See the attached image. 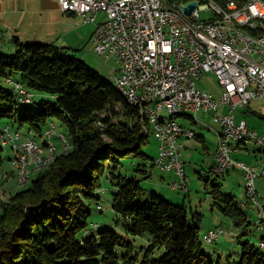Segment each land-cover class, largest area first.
I'll return each mask as SVG.
<instances>
[{"label": "trees", "instance_id": "16d2710c", "mask_svg": "<svg viewBox=\"0 0 264 264\" xmlns=\"http://www.w3.org/2000/svg\"><path fill=\"white\" fill-rule=\"evenodd\" d=\"M214 1L224 8L229 1L238 7L247 2ZM170 2L178 5L181 0ZM246 30L252 36L264 35V19L258 20L254 29ZM15 45L13 55L0 53V81L16 80L27 91L48 95L55 101L41 103L36 111L22 110L15 95L0 85V136L9 125L23 138L29 133L40 137L52 122L64 128L59 133L65 135L70 148L65 152V145L60 150L55 145L52 162L36 168L30 186L0 202V264H264L261 248L243 239L251 226L248 215L231 197L223 195L215 182L214 205L239 231L238 260L230 255L225 262L220 257L216 261L209 259L202 252L201 216L189 218L191 214L185 206L168 202L156 193L147 195L142 183L148 179L146 175L155 159L142 151L148 140V124L113 82L70 55L71 49L52 42L23 43L19 39H15ZM15 91L25 104L34 102L25 101V96ZM101 113L106 116H99ZM37 144L44 152L49 151L44 141ZM8 146L2 145L0 139V166L4 163L3 149ZM10 150L12 162L14 151ZM127 158L147 162L136 171L140 179L116 175ZM106 172L116 188L111 209L129 223L127 235L150 237L140 262L133 242L112 228H102L96 236L83 234L89 227V205L100 200L96 194ZM12 173L17 178L16 169ZM4 174L1 178L8 179L9 174ZM30 178L31 173L28 182ZM117 249L124 251L121 259ZM159 250L163 251L162 257L151 260Z\"/></svg>", "mask_w": 264, "mask_h": 264}, {"label": "built area", "instance_id": "2783aa9c", "mask_svg": "<svg viewBox=\"0 0 264 264\" xmlns=\"http://www.w3.org/2000/svg\"><path fill=\"white\" fill-rule=\"evenodd\" d=\"M55 1L62 12L73 13L85 24L96 23L102 15L90 37L92 51L113 61L112 79L120 87L130 89L137 103L145 106L148 124L145 130L154 132L159 142L153 164L158 170L171 171L176 176L169 183L170 190H185L179 139L186 137L190 129L178 122L155 126L154 113L174 109L203 112L221 126L213 173L218 177L228 173V164L242 169L245 196L256 209L257 217H264V210H259V202L264 200L255 187V180L264 177V160L256 166L232 158L239 148H235V139L253 142L264 150V135L248 129L244 121L235 117L237 110L264 98V35L252 36L246 30L254 29L257 21L264 19V3L247 0L238 7L229 1L224 8L214 0H181L178 5L170 0ZM191 1H197L198 7L185 16L180 6ZM199 8L212 11L215 20H199ZM206 75H213L221 87L219 98L197 88L196 82ZM13 86L24 90L18 83ZM155 96H162V103H155ZM23 99L31 102L33 94L26 91ZM5 126L8 136L0 139H11L8 147L15 149L21 173L35 174L41 162H52L53 138L65 145V152L70 148L54 123L45 129L43 141L50 143V151L46 152H39L36 138H23L19 131ZM223 234L221 228L215 227L205 235L204 242L214 243Z\"/></svg>", "mask_w": 264, "mask_h": 264}, {"label": "rangeland", "instance_id": "374dc122", "mask_svg": "<svg viewBox=\"0 0 264 264\" xmlns=\"http://www.w3.org/2000/svg\"><path fill=\"white\" fill-rule=\"evenodd\" d=\"M43 3H45L44 8H42ZM15 4L17 8L16 16H19L21 18L24 17V19L30 18L29 19V21L31 20L30 22H33L34 19L35 21L37 20L45 23L46 22L45 17L51 18L53 16H57L58 22L55 24L59 25V27L62 28L63 31L61 32H64L65 34V38L63 37L65 41L73 45L71 47L72 49L70 50L69 54L75 56L78 60L85 63V65H87L93 71L98 73V75H100L101 78L112 82V74L114 73L113 61L93 52L92 45L90 43L91 34L94 32L96 24L100 21L102 15H99L96 23L85 24L83 23L80 17L74 15L73 13L62 12V10H59L60 7L58 8L59 5H57L58 3H56L55 0H17ZM40 7L42 8L41 15L37 13ZM66 14H71L73 16H68ZM198 15H199V20L201 21L215 20V14L212 11H206L203 8H199ZM28 19L22 21L24 23L20 24L18 28L15 30H13L14 26L7 29L0 25L1 54H7L10 56L14 54L16 48L15 39H19L23 43L45 42V39H37L40 35L38 32H35L33 34V31H35V29H33V26H25L27 25L25 21H27ZM45 29L47 28L42 27V30ZM37 35L38 37L36 38L35 36ZM17 83L20 84V82L16 80L13 81L11 79H7L5 82L0 81L1 86L7 87L15 95V99L22 110L30 109L36 111L39 109L41 103H54L55 99L53 97H50L48 95L32 93L34 102L32 101L33 102L32 104L29 103L25 104V102L20 100V96L15 91V88L13 86V85H17ZM196 85L199 90L208 92L211 95H213L215 98H219L221 96L222 93L221 87L217 84V81L213 75H206L204 78L198 80L196 82ZM22 88L26 90V88H24L23 86ZM121 96L124 97L123 95ZM114 110L117 111L116 108ZM240 112L241 111L237 110L235 114L238 115ZM163 115L166 119L170 118V116L167 115L166 113H163ZM99 116L104 118L106 116V113H101ZM142 118L146 120L145 117ZM174 120L177 121L185 129L193 130L196 135L195 138L192 139H187L184 136L179 139L182 146L180 153V160L183 151L184 141L191 142L189 147L193 154L191 164L188 165L187 167H185L184 164L182 166L186 179L185 190L171 191L169 188V183L166 182H165V186H161L162 188L160 187L161 189H159L157 186H153L152 181H155V178L159 176L157 171H154V176H153L154 180H151L150 182H148V180L143 181L142 186L145 189L147 195H155L154 193H156L162 198L166 199L168 202L173 201L174 203L176 201H174L173 198L176 197L180 199V203H179L180 205L183 204L184 196H186V194L189 193V197L186 196L184 199L187 210L190 211V208H193L194 213L197 212L202 216L200 222L202 252L206 254L208 258L213 261H216L218 257H220L221 260L225 262L226 257L229 255L234 260H238L241 256V249L236 240V235H238L239 231H237L236 228L232 226L231 222L221 214L220 210H218L216 207L214 208L213 206L214 200L212 194L214 188L212 184L215 182L220 187L221 193L223 195L233 198L234 203L239 207L241 206L240 203H244L247 200L244 193L245 181H244L243 171L242 169L235 167L239 169V171L232 172L230 173V175H227L226 173L224 175L216 177V175L213 173L214 163L212 166L211 173L205 171V169L208 167L209 160L207 154L205 153L206 150L203 149L202 142L197 140V137L203 135V137L205 138L204 144L208 148V152L210 154L214 152V157H215L216 148H217L216 138H217V134L221 131V126L219 124L214 123L210 115L205 114L203 112L200 113L191 112L186 115L177 116L174 118ZM253 120L257 122L261 121L260 119L257 118H254ZM48 127L49 125H47L45 129H47ZM45 129L43 130L40 137L39 136L35 137L34 134L32 133L27 134V136L33 137L34 139L36 138V140L40 144H42L45 138L43 137V133ZM56 131L57 133L63 132L64 128L57 124ZM21 132L23 134V132L25 131L23 130ZM146 135L148 136L147 137L148 140L146 141V144L144 145L142 151L147 156L151 158H156L159 142L156 140L154 132H151L150 129ZM53 142L55 145L58 146V150H60L59 146L64 145L57 137L53 138ZM240 145L243 144H239L238 147ZM235 148H237V145L235 146ZM248 148L252 154L257 153V149L259 150L263 149V148H258V146H256L253 142L248 143ZM3 156H4V163L2 166H0V177L4 173H8L9 177L8 179H2V178L0 179V202L6 201L9 198V196L14 194L18 190L28 188L30 186V182L36 175V173L35 174L33 173L31 175L30 178L31 180L29 182L27 181L26 183L22 184V186H19L17 184L18 181L17 178L15 177V174L12 173L13 168L11 166V162L9 161L11 156V150L9 147L3 149ZM232 158H233V154H232ZM233 160L236 161L235 157L233 158ZM145 163L147 162L141 161L139 159L127 158L126 160L123 161L122 165L119 167L116 175L119 174L122 176H126L128 179L131 178L140 179V177L138 176V172L136 171L139 168L142 169V166ZM260 164L261 161L254 165L260 166ZM152 165L154 169H157L153 164V160H152ZM162 173H172V172L169 171ZM189 179L191 181H189ZM101 184H102V188L96 194L100 198V200L97 203L94 202L89 205V210L91 211V217L89 219V227L87 231L84 232L83 234L84 236H96L98 230L102 228H112L116 230L119 234L126 237L129 241L133 242L134 254L139 256V262H140L143 259V255H144L142 249H145L148 246L150 242V237L148 235H145L143 237H131L127 235L126 226H128L129 223L125 222L119 215L114 213L111 209V202L113 195L116 192V188L111 183V177L109 175V172H106V174L101 180ZM255 187L260 197L264 200V177H260L255 180ZM247 202L250 205V207L245 209L242 208V209L248 215L251 226L247 236L243 237V239L249 240L252 245L256 246L257 248H261V251L264 252L263 249L264 247L260 246L261 243L264 244V242H262V239L264 238V230H263L264 223L262 225H258L256 209L250 203L249 200H247ZM212 209L214 210L212 211ZM189 218H192L191 215H189ZM195 220H197V218H195ZM218 224L219 226L217 227L221 228L224 234L219 238L218 241L214 243H210V242L205 243L204 237L209 232L208 231L204 235L206 229L208 227H213ZM231 231H233L234 235L230 233ZM116 252L119 259H121V256L124 255V251L121 249H117ZM162 255H163L162 250L156 251L151 257L152 258L151 260H159L162 257Z\"/></svg>", "mask_w": 264, "mask_h": 264}, {"label": "crops", "instance_id": "0c3cea01", "mask_svg": "<svg viewBox=\"0 0 264 264\" xmlns=\"http://www.w3.org/2000/svg\"><path fill=\"white\" fill-rule=\"evenodd\" d=\"M15 2H17V0H0V25L2 27L5 28H10L13 27V30L17 29L18 26L24 22V20L28 19H24L16 16L17 13V8H16V4ZM6 3V4H5ZM57 3V2H56ZM40 5V3H39ZM58 5V4H57ZM45 7V3H43V7ZM42 8L40 7L37 11V13H39V15H41V10ZM59 8V6H58ZM60 10V9H59ZM42 17V16H41ZM46 18V22H40V21H35L33 19V22H30L29 19L27 21H25V23H27V25L25 26H33V29H35V31H33V34L35 32H38V35L35 36L37 39H45L44 43H48V42H52L54 43L56 46L58 47H65L68 49H72L71 47L73 45L67 43L65 41V34L61 27H59V25L55 24L57 23V16H53V17H45ZM42 27L47 28L45 30H42ZM61 32V34H60ZM64 37V38H63ZM241 111L238 115L235 114L236 120L237 121H244L248 127V129L250 130H254L255 132H257L259 135H264V98L262 100L259 101H255L253 103H251L246 109L244 110H239ZM254 118L260 119V122H257L255 120H253ZM197 140H199L200 142H202L203 144V149L206 150L205 153L208 156V167L205 169L206 172L211 173L212 172V166L214 163V152L212 154H210L208 152V148L205 146V138L203 137V135H200L199 137H197ZM191 144V142L189 141H184L183 142V151L181 154V160L184 163V166L187 167L188 165L191 164V160L193 158V154L192 151L189 147V145ZM60 147V146H59ZM216 147V145H215ZM263 150V149H262ZM259 150L257 149V153L252 154L251 151L248 148V143L247 144H243L240 145L239 148L233 153V158L235 157L236 161H240L243 162L247 165H254L257 164L260 161L264 160V150ZM248 161V163H247ZM203 169V168H202ZM186 170V169H185ZM200 170V169H199ZM154 171L158 172V175L155 178V181H152V185L153 186H157L159 189H161V186H165V182L166 183H170L171 181H175L176 177L174 176V174L172 173H162L160 171H158L157 169H154L151 167V169L149 170L148 175H146L148 177V182H150L153 179L154 176ZM187 171V170H186ZM239 171V169L234 168L233 170H231L229 173H227V175H230V173L232 172H237ZM189 181H191L189 179ZM161 187V188H160ZM221 192V189H220ZM187 197H189V193L186 194ZM183 198V204L181 206H185V197ZM174 201H176L175 203L172 201V203L176 204V205H180V199L174 197L173 198ZM233 199V198H232ZM246 200V199H245ZM234 201V199H233ZM239 208L243 211L242 208H249L250 205L248 204L247 200L244 203H240ZM214 208L216 207L213 203ZM185 208L187 209V207L185 206ZM214 209H212L213 211ZM189 213L191 214V216L193 215H200L199 213L193 211V208H190ZM201 216V215H200ZM202 218V216H201ZM193 220V219H192ZM219 226L215 225L213 227H208L206 229V231L204 232V235L210 231L211 229L215 228ZM264 230V229H263ZM231 234L234 235L233 231L230 232ZM237 236V235H236ZM264 241V240H263Z\"/></svg>", "mask_w": 264, "mask_h": 264}, {"label": "bare ground", "instance_id": "6f19581e", "mask_svg": "<svg viewBox=\"0 0 264 264\" xmlns=\"http://www.w3.org/2000/svg\"><path fill=\"white\" fill-rule=\"evenodd\" d=\"M112 82L114 84L115 89L118 90L122 95H124L128 99V101L130 102L131 105L137 107L142 116H146L145 106L143 104L137 103V100L134 97V94L131 92V90L126 88V87H120L117 84V82L114 81V79H112ZM18 91H19V93H21L23 96L26 97V92L24 90H18ZM25 101H27V100H25ZM155 103H162V96H155ZM191 112L197 113L194 110H185V109H174L171 111L154 113V125L155 126H170L172 123L177 122L174 120L175 117L180 116V115H184V114H188ZM163 113H166L167 115H169L170 118L166 119L164 117ZM1 136H8V128H5L3 130V134ZM195 136L196 135H195V132L193 130L186 131V138L192 139V138H195ZM217 138H221V131L217 134ZM1 143H2V145H10L11 146V139L10 138H3V140L1 139ZM235 143L242 144V139H235ZM46 145L50 151V143L45 142V146ZM12 149L14 151V158H13L11 163H12L13 168L16 169V171L18 172V176H17L18 184L22 185L28 181L29 173H21V162L18 159V157L15 156V149L14 148H12ZM37 149L39 150V152H44V149L39 144H37ZM48 162L49 161L41 162L38 165V167H36V168H41V167L47 165ZM153 163H156V158L153 160ZM233 166H236V164H228V170ZM4 177H8V175L5 173ZM259 210H264V201L259 202ZM257 218H258V224L264 223V217H257ZM210 243H212V242H210ZM261 247H263V245H261Z\"/></svg>", "mask_w": 264, "mask_h": 264}, {"label": "water", "instance_id": "95a60500", "mask_svg": "<svg viewBox=\"0 0 264 264\" xmlns=\"http://www.w3.org/2000/svg\"><path fill=\"white\" fill-rule=\"evenodd\" d=\"M264 3V0H261ZM198 7V2L197 1H191L187 3L185 6H180V10L185 16H190L191 13L197 9Z\"/></svg>", "mask_w": 264, "mask_h": 264}]
</instances>
